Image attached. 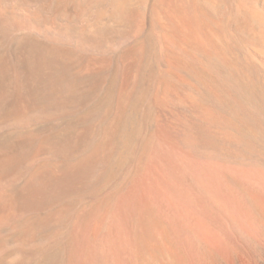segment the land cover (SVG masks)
I'll return each mask as SVG.
<instances>
[{
    "label": "rangeland",
    "instance_id": "rangeland-1",
    "mask_svg": "<svg viewBox=\"0 0 264 264\" xmlns=\"http://www.w3.org/2000/svg\"><path fill=\"white\" fill-rule=\"evenodd\" d=\"M64 1L0 0V264L263 246L264 0Z\"/></svg>",
    "mask_w": 264,
    "mask_h": 264
},
{
    "label": "bare ground",
    "instance_id": "bare-ground-1",
    "mask_svg": "<svg viewBox=\"0 0 264 264\" xmlns=\"http://www.w3.org/2000/svg\"><path fill=\"white\" fill-rule=\"evenodd\" d=\"M23 1H24V0H23ZM24 3H25V2H24ZM59 3H60V2H59ZM61 3L64 4V6H63L64 8H63L62 10H64V11H66L65 9H67L68 11L70 10V13H71V11H72V15L75 14L74 12H76V11L79 10V8H78L79 5H77L76 2H73V1H69V2H68V0H67V1H64V3H63V2H61ZM61 3H60V4H61ZM58 8H59V7H58ZM61 8H62V7H61ZM12 9H13V8H12ZM0 10L2 11V9H0ZM6 11H7V10H6ZM18 12H20V11H18ZM10 13H12V12H10ZM13 13H15V12H13ZM1 14H2V13H0V15H1ZM3 14H4V13H3ZM15 14H17V12H16ZM19 15H20V17H22L21 13H20ZM76 15H77V14H76ZM76 15H75V16H76ZM14 17H15V16H14ZM25 17H26V15H24V17H23L24 19L21 18V19L23 20V21H22V24H23V23H27V25H31V26H32V25H33V24H31L32 19L30 20V19H29L30 17L27 18L28 16H27L26 18H25ZM194 17H195V16H194ZM33 18H34V17H33ZM13 19H14V18H13ZM15 19H19V17H17V18L15 17ZM13 21H15V20H12V21H11L12 23H11V22H10V23L13 24ZM20 21H21V20H19V23H20ZM16 22H18V20H16ZM16 22H14V24H15ZM22 24H21V25H22ZM24 25L26 26V24H24ZM22 26H23V25H22ZM31 26H30V27H31ZM60 26H62V25H60ZM65 27H67V26H65ZM173 27H175V26H173ZM27 28H28V27H27ZM34 28H35V27H34ZM49 28H50V27H49ZM47 30H48V29H47ZM51 31H52V30H51ZM51 31L48 30V32H50L51 34H55V37H58V38H59V36H64L65 34H66V35H69V34H67V33H68L67 30L65 31L64 29H63L64 32H63V31H54V32L52 31V32H51ZM102 31H103V30H102ZM102 31H99V32L101 33ZM65 32H67V33H65ZM215 32H216V31H215V30L213 31V29H212V31H211L210 34L213 36V34H215ZM48 34H49V33H48ZM48 34H47V35H48ZM160 34H161V33H160ZM49 35H50V34H49ZM49 35H48V36H49ZM50 36H51V35H50ZM53 37H54V36H53ZM65 37H66V36H65ZM94 37H96V35H95ZM98 37H99V36H98ZM62 38H63V37H62ZM68 39H69V38H68ZM163 39H165L164 41L167 42V43H170V42H171V40L168 39V38H163V37H162V40H163ZM202 39H203V40H206V37L202 35ZM51 40H53V39H51ZM57 40H58V39H57ZM62 40H63V39H61V41H62ZM78 41H80V40H78ZM164 41H163V42H164ZM200 42H201V41H200ZM81 43H82V42H81ZM78 44H79V43H78ZM82 44H83V43H82ZM163 44H164V43H163ZM170 44L172 45V43H170ZM165 46H166V45H165ZM173 46H174V45H173ZM171 47H172V46H171ZM172 48H173V47H172ZM174 49H175V48H174ZM20 69H21V68H20ZM29 70H30V69H29ZM13 72H14V71H13ZM9 73H10V72H9ZM10 74H11V73H10ZM12 74H13V73H12ZM15 74H16V73H15ZM13 75H14V74H13ZM14 87H15V86H14ZM202 112H203V116H204V118H205L206 120H209V121H210V120H213V119L215 118V117L212 116L211 112H208L207 110H204V111H202ZM223 124H224V123H223ZM230 153H231V152H230ZM170 165H171V164H170ZM174 166H175V165H174ZM170 167H171V169L173 168V166H170ZM175 167H176V166H175ZM168 168H169V167H168ZM169 169H170V168H169ZM194 197H195V196H194ZM195 198H196V197H195ZM196 200H197V199H196ZM198 200H199V199H198ZM198 200L196 201V203L198 202ZM190 201H193V200L191 199ZM186 202H188V200H187ZM191 204H192V203H191ZM193 204H195V203H193ZM257 211H258V210H257ZM255 212H256V211H255ZM257 213H258V212H257ZM261 213L264 214V208L262 209V212H261ZM255 214H256V213H255ZM259 214H260V212H259ZM259 214H257L258 216H257V217L255 216V217H256V218L260 217L261 215H259ZM263 214H262V215H263ZM256 220H257V219H256ZM84 224H85V223H84ZM84 224H83V225H84ZM90 224H91V223H90ZM263 224H264V220H263V223H261V225H263ZM252 227H253V226H252ZM82 228H83V227H82ZM258 228H259V227H258ZM258 228H256V229H258ZM262 228L264 229L263 226H262ZM260 229H261V228H260ZM82 230H83V229H82ZM86 231H89V230H86ZM256 231H257V230H256ZM259 231H260V230H259ZM80 232H82V231H80ZM251 232H252V231H251ZM253 232H255V230H254ZM255 233H256V232H255ZM257 233H258V231H257ZM257 233H256V234H257ZM263 233H264V231H263ZM243 234H244V233H243ZM83 235H84V234H83ZM257 235H258V234H257ZM259 235H261L260 232H259ZM211 236H212V235H211ZM255 236H256V235H255ZM263 236H264V234H263ZM75 237H76V236H75ZM84 238H85V237H84ZM204 238H205V237H204ZM206 238H208V236H207ZM212 238H213V237H212ZM255 238H257V236H256ZM205 240H206V239H205ZM208 240H209V239H208ZM210 240H211V239H210ZM259 240H260V239H259ZM206 241H207V240H206ZM213 241H214V240H213ZM215 241H216V240H215ZM263 241H264V240H263ZM209 242H211V241H209ZM259 242H260V241H259ZM261 243H263V242H260V244H261ZM257 244H258V242L255 243V245H257ZM242 245H243V244H242ZM216 246H217V245H216ZM263 246H264V245H263ZM263 246H261V245H257V248L255 247L256 249H254V247H253V250H254L253 252H254V253H252V254H250V253L248 252L249 250H248V251H247L246 249L244 250V248L241 249V250H239L238 253H237V252L235 253V254H239V255H235V256L231 257V263H229V264H242V263H241V261H242V260H241V256L244 255V256H248V258H249V256L251 255V257H253V256H255V251H256V250L260 251L261 254H262V252H263V254H264V247H263ZM205 247H206V246H205ZM211 247H213V246H211ZM214 247H215V246H214ZM218 247H219V246H218ZM218 247H217V248H218ZM220 247H221V246H220ZM222 248H223V247H221L220 250H221ZM235 248H237V247H235ZM241 248H242V247H241ZM218 249H219V248H218ZM218 249H217V250H218ZM238 249H239V248H238ZM77 250H78V249H77ZM204 250H205V249H204ZM228 250H230V249H228ZM235 250H236V249H235ZM235 250H234V251H235ZM138 251H139V250H138ZM231 251H233V248H232ZM217 252H218V251H217ZM221 252H222V251H221ZM147 253H148V252H147ZM197 253H198V252H197ZM218 253H220V252H218ZM258 253H259V252H258ZM200 254H202L201 251H200ZM214 254H215V253H214ZM216 254H217V253H216ZM224 254H225V252H224ZM249 254H250V255H249ZM256 254H257V251H256ZM193 255H194V253H193ZM198 255H199V254H198ZM199 256H200V255H199ZM238 256H239V257H238ZM263 256H264V255H263ZM191 257H192V255H191ZM201 257H202V256H201ZM256 257H258V256H255V259H257ZM148 258H149V257H148ZM192 258L194 259V257H192ZM207 258H208V257H207ZM243 258H247V257H243ZM259 258H260V257H259ZM150 259H151V258H150ZM222 259H223V258H222ZM139 260H140V259H139ZM199 260H200V259H199ZM243 260H244V259H243ZM246 260H247V259H246ZM189 261H191V260H189ZM226 261H228V260H226ZM254 261H256V260H254ZM201 262H202L203 264H205V262H206V258H204V262H203V261H201ZM244 262H245V261H244ZM247 262H248V261H247ZM256 262H257V261H256ZM258 262H259V260H258ZM258 262H257V264H258ZM151 263H152V262H151ZM210 263H211V262H210ZM215 263H217V262H215ZM245 263H246V262H245ZM252 263H253V262H252ZM254 263H255V262H254ZM254 263H253V264H254ZM261 263H263V262L261 261ZM190 264H191V263H190ZM194 264H195V263H194ZM212 264H213V263H212ZM243 264H244V263H243ZM249 264H250V263H249ZM259 264H260V262H259Z\"/></svg>",
    "mask_w": 264,
    "mask_h": 264
}]
</instances>
